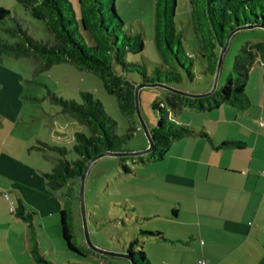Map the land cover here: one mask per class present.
<instances>
[{
	"label": "rangeland",
	"instance_id": "rangeland-1",
	"mask_svg": "<svg viewBox=\"0 0 264 264\" xmlns=\"http://www.w3.org/2000/svg\"><path fill=\"white\" fill-rule=\"evenodd\" d=\"M71 1L79 17L81 15L79 0ZM114 5L123 27H120L117 20L110 18L109 12L105 11L106 23L110 29L115 30L121 39L125 35H141L145 44L143 52H128L127 62L145 65L150 73L160 65H166L165 52L164 49L161 51V48L164 46L165 14L171 12L170 8L167 11V2L115 0ZM0 7L10 11V17H7L0 26V38L5 43H16L17 36L8 34L7 29L16 28L18 25L28 36L36 40L47 41L50 38L43 23L33 19L17 0H0ZM173 15L177 35L181 37L184 47L194 58L196 65L194 83L186 80L185 75L183 83H173L170 86L189 94H205L212 89L208 90L210 85L213 87L215 79V76L212 79L206 78L203 74L206 62L201 57L202 51L199 47L212 50L210 45L213 42L211 36L214 35V28L210 20L207 0H177ZM229 36L231 33L227 38ZM261 42H264V29L261 28L240 30L232 35L224 56L218 89L226 86L230 79L236 84L238 77L233 72L236 56L244 47ZM220 53L221 51L219 56ZM39 66V61L34 58L11 54H3L0 58V147L9 152L19 164L20 170L12 175L13 178L9 177V181L26 196L28 207L34 209L36 213L35 221L45 225L47 235H44L40 225L34 222L41 238L39 253L47 261L56 260V264H63L75 254L69 252L61 236L59 212L55 219L49 218L46 206L48 200L32 193V190L38 191V187L45 183L44 174L52 173L60 159L72 162L78 158L73 151L74 136L78 131L88 132L76 119L65 112L60 99L82 103V94L90 92L101 101L107 114L117 121L119 135L127 132L130 126H135V122L138 131L124 146L126 152L143 151L149 147V142L138 116L135 120H131L123 114L117 98L105 90L102 81L95 74L81 71L71 63H61L44 70ZM251 75L250 86L256 88L258 75L264 85V66L261 63L254 67L250 77ZM130 78L139 85L143 80L138 73H130ZM251 91L253 92V89L247 87V92ZM219 92L216 93V99H220ZM167 95V90L160 87L142 89L140 107L149 128L156 127L158 123L157 114L152 107L153 103L159 101L166 104ZM177 116L182 123L191 120L188 113L182 115L177 113L175 117ZM56 147L66 148V155L62 156ZM134 159L139 162L134 163ZM149 159L148 154L123 160L117 157H104L91 166L86 179L85 201L90 237L97 247L116 252L112 249L129 246L136 238L142 243L144 238L141 231L160 225L158 223L150 225L142 219L161 207L162 202H155L153 199H157L156 196L164 188L154 176L155 169L160 164L145 166L146 164L142 163V161L149 162ZM123 163L135 173H126L122 167ZM6 181L8 180L4 179V182ZM66 192L67 189L63 188L54 193L55 200L61 208L69 200ZM9 194L13 196L14 201L17 200L15 192ZM54 203L56 204V201ZM74 206H76L72 215L74 235L76 239L80 236L86 242L81 203L75 201ZM162 209L165 211L164 208ZM46 236L50 238L51 243ZM138 250H141V247L137 252ZM104 256L113 263L128 264L129 262L126 259ZM10 258L13 256L3 252L0 255V264H22L25 261V258L19 254H15V261ZM86 262L99 264L94 260Z\"/></svg>",
	"mask_w": 264,
	"mask_h": 264
},
{
	"label": "trees",
	"instance_id": "trees-1",
	"mask_svg": "<svg viewBox=\"0 0 264 264\" xmlns=\"http://www.w3.org/2000/svg\"><path fill=\"white\" fill-rule=\"evenodd\" d=\"M17 1L33 19L43 23L50 38L47 41H39L28 36L20 25L9 28L7 33L13 37L17 36L18 40L14 44H8L0 38V58L3 54L34 58L39 61V68L43 70L61 63H71L81 71L91 72L102 81L105 90L117 98L123 114L131 120L137 118L135 90L138 84L130 78V73L140 74L143 85L161 84L171 87L173 83H183L185 75L187 77L185 79L189 82L195 81L196 62L184 47L181 37L177 35L173 20L177 0H165L167 11L169 8L171 10L169 14L168 12L165 14L164 46L161 48V51L164 49L167 62L166 65L156 68L153 73H150L145 65L129 63L126 60L128 52L144 51L145 44L141 35H125L121 39L118 33L107 25L105 11H108L110 18L117 20L118 25L123 27V22L115 10V0H79L81 9L79 17L71 0ZM106 2H108L107 6ZM207 3L214 28V35L211 36L213 42L210 45L212 50L199 47L202 51L201 57L206 62L203 74L206 78L213 79L220 58L219 51L225 45L229 33L247 26L264 29V0H207ZM7 17H10V11L0 8V26ZM176 36L178 38L174 40ZM258 63L264 65V42L246 46L240 51L235 58L233 68V72L238 77L236 84L230 79L226 86L217 89L210 97L191 98L167 90V103L155 101L152 105L157 114L158 123L156 127L149 128L155 142L154 151L148 154L149 161L164 160L176 140L197 133L194 127L182 123L175 114H181L186 110L209 112L223 104L238 107L248 105L246 86L251 71ZM211 88L212 85L208 90ZM218 92L220 99L215 98ZM60 101L65 112L76 119L88 132L78 131L74 136L73 151L78 158L72 162L60 159L53 172L45 173L44 178L50 192L67 189L66 195L69 200L60 211L62 237L69 252L86 260L95 251L89 248L84 240L83 247L78 245L72 223L73 208H76L75 201L80 202L81 176L89 161L100 154L107 151L126 152L124 146L137 134L138 129L134 122L135 126H130L127 132L119 135L117 121L107 114L101 101L90 92L82 94V103L62 99ZM201 135L209 137L205 132ZM227 145L229 144H223V146ZM56 148L62 156L66 155V148ZM134 160V163L139 162ZM142 163L145 162L142 161ZM122 167L128 174L135 173L125 163ZM14 214L30 226L34 225L35 213L27 210L20 199ZM141 234L164 237L161 232L148 230H142ZM140 247L141 250L137 252ZM121 250H123L122 253H128L135 264H150L142 250V243L137 238ZM33 252L38 264H53L41 256L37 246L34 247ZM66 264L76 263L67 262Z\"/></svg>",
	"mask_w": 264,
	"mask_h": 264
},
{
	"label": "crops",
	"instance_id": "crops-1",
	"mask_svg": "<svg viewBox=\"0 0 264 264\" xmlns=\"http://www.w3.org/2000/svg\"><path fill=\"white\" fill-rule=\"evenodd\" d=\"M251 78L246 86L248 105L182 112L191 116L185 122L197 133L176 140L164 160L143 163L160 164L154 176L164 187L158 200L153 199L162 202L161 207L142 217L147 224H160L145 230L164 236H142V250L150 264H198L201 260L206 264H264V85L258 75L256 88L250 86ZM247 87L253 92L248 93ZM203 132L209 137L202 136ZM19 170L18 161L0 147V255L7 252L15 261L19 254L25 258L22 264H38L33 252L41 244L37 225L30 226L14 214L19 199L35 213L23 192L9 181ZM38 191L32 193L48 200V217L55 219L62 208L46 181ZM14 192L16 201L9 194ZM36 223L47 235L45 225ZM77 243L83 247L80 236ZM90 260L120 264L97 252L86 260L75 254L63 264ZM51 262L56 264V260Z\"/></svg>",
	"mask_w": 264,
	"mask_h": 264
},
{
	"label": "water",
	"instance_id": "water-1",
	"mask_svg": "<svg viewBox=\"0 0 264 264\" xmlns=\"http://www.w3.org/2000/svg\"><path fill=\"white\" fill-rule=\"evenodd\" d=\"M256 27L253 26H247V27H243V28H237L234 32L231 33V36H229L226 40L225 45L223 46V48L221 49V53H220V58L218 61V66H217V70H216V74H215V79H214V84L212 89L205 93V94H189L186 92H182L179 90H175L171 87H168L166 85H161V84H153V85H143V84H138L136 86V90H135V103H136V111H137V116L141 122V126L145 131L146 137L148 139L149 142V147L143 151H139V152H104L102 154H100L99 156L95 157L94 159H92L91 161H89V163L86 165L83 175L81 176V185H80V203H81V214H82V218H83V226H84V232H85V236H86V243L87 245L95 252L103 254V255H108L111 257H115V258H121V259H126L128 261L131 262V264H135V262L133 261V258L128 254V253H122V252H111L109 250H104L101 249L99 247H97L96 245L93 244L91 237H90V232H89V225H88V217H87V209H86V201H85V191H86V179L89 173V170L91 168V166L98 161L99 159H102L104 157H117V158H130V157H140L143 155H147L150 154L154 151L155 148V142L150 134V130L149 127L147 125V123L145 122V119L142 115L141 112V107H140V95H141V91L142 89L146 88V87H161L164 88L166 90L172 91L174 93H178L181 95H185L191 98H207L210 97L212 95L215 94V92L218 89L219 86V77L221 74V70H222V66H223V62H224V56L225 53L229 47L230 44V40L233 34H235L236 32L240 31V30H246V29H255Z\"/></svg>",
	"mask_w": 264,
	"mask_h": 264
},
{
	"label": "built area",
	"instance_id": "built-area-1",
	"mask_svg": "<svg viewBox=\"0 0 264 264\" xmlns=\"http://www.w3.org/2000/svg\"><path fill=\"white\" fill-rule=\"evenodd\" d=\"M12 211H13V209H12ZM198 264H206V261L201 260V261H199Z\"/></svg>",
	"mask_w": 264,
	"mask_h": 264
}]
</instances>
